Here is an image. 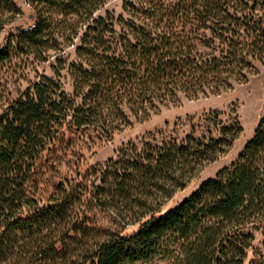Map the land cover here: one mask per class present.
<instances>
[{
    "label": "trees",
    "instance_id": "1",
    "mask_svg": "<svg viewBox=\"0 0 264 264\" xmlns=\"http://www.w3.org/2000/svg\"><path fill=\"white\" fill-rule=\"evenodd\" d=\"M108 1L27 0L36 25L0 42L1 72L17 53L61 60L85 25L73 96L46 75L15 98L0 91V264H264V117L231 164L168 209L239 122L151 133L102 168L77 159L80 138L112 137L129 113L248 82L264 65V0H123L127 15H98ZM21 15L0 0V38Z\"/></svg>",
    "mask_w": 264,
    "mask_h": 264
},
{
    "label": "rangeland",
    "instance_id": "2",
    "mask_svg": "<svg viewBox=\"0 0 264 264\" xmlns=\"http://www.w3.org/2000/svg\"><path fill=\"white\" fill-rule=\"evenodd\" d=\"M16 2L22 10V15L2 32L0 38L2 45H5L12 34H17L18 30L32 27L35 20V11L27 0H16ZM122 4L123 0H110L97 11V14L106 15L110 12L115 17L120 14L127 15ZM31 15H34L33 18ZM84 33L85 25L81 23L79 35L74 40L75 44L63 45V52L59 57L61 60L56 58L54 52L46 61H34L32 57L23 53L15 54L12 66L0 72V91L4 93L3 96L15 98L19 92L40 80L42 75L60 80L66 92L73 96L74 74L69 68L83 59L77 47L82 45L80 37ZM77 102L80 100L78 99ZM214 112H219V120L216 123L211 118L215 115ZM129 117L131 124L121 127L110 138L101 137L93 131L80 138L81 146L78 147L80 155L77 159H80L83 171L104 167L115 156L118 148L131 141L140 142L151 133L167 131L168 134L181 139L193 131L197 136L206 134L208 127L213 123L221 126L223 123L239 122L242 126L241 135L231 149L204 168L186 188L179 190L166 205V209L171 208L194 192L203 181L215 176L219 170L231 164L253 136L260 119L264 117V65L256 61L254 73L249 76L248 82L239 83L232 90L200 97L181 93L176 101L161 106L156 112L141 116L129 113ZM263 241L264 236L259 233V245H262Z\"/></svg>",
    "mask_w": 264,
    "mask_h": 264
},
{
    "label": "built area",
    "instance_id": "3",
    "mask_svg": "<svg viewBox=\"0 0 264 264\" xmlns=\"http://www.w3.org/2000/svg\"><path fill=\"white\" fill-rule=\"evenodd\" d=\"M36 25V23H35V20H34V22H33V24H32V27H34ZM32 27H30V28H32Z\"/></svg>",
    "mask_w": 264,
    "mask_h": 264
},
{
    "label": "water",
    "instance_id": "4",
    "mask_svg": "<svg viewBox=\"0 0 264 264\" xmlns=\"http://www.w3.org/2000/svg\"><path fill=\"white\" fill-rule=\"evenodd\" d=\"M34 15H31V18H33Z\"/></svg>",
    "mask_w": 264,
    "mask_h": 264
}]
</instances>
